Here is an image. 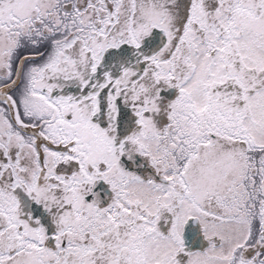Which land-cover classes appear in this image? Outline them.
<instances>
[{
    "label": "snow or ice",
    "instance_id": "6c2138e0",
    "mask_svg": "<svg viewBox=\"0 0 264 264\" xmlns=\"http://www.w3.org/2000/svg\"><path fill=\"white\" fill-rule=\"evenodd\" d=\"M0 264H264V0H0Z\"/></svg>",
    "mask_w": 264,
    "mask_h": 264
}]
</instances>
